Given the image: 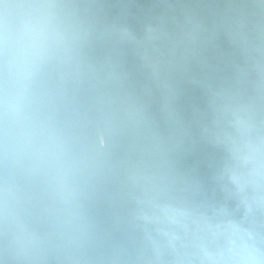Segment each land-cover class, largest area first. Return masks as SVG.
Returning a JSON list of instances; mask_svg holds the SVG:
<instances>
[{
	"label": "water",
	"instance_id": "obj_1",
	"mask_svg": "<svg viewBox=\"0 0 264 264\" xmlns=\"http://www.w3.org/2000/svg\"><path fill=\"white\" fill-rule=\"evenodd\" d=\"M0 264H264V0H0Z\"/></svg>",
	"mask_w": 264,
	"mask_h": 264
},
{
	"label": "clouds",
	"instance_id": "obj_2",
	"mask_svg": "<svg viewBox=\"0 0 264 264\" xmlns=\"http://www.w3.org/2000/svg\"><path fill=\"white\" fill-rule=\"evenodd\" d=\"M4 212H5V209H4L3 205L0 204V218L3 217ZM226 264H227V262H226ZM234 264H261V262L258 259H256L254 256L244 254V252L242 251L239 254V259L237 261H235Z\"/></svg>",
	"mask_w": 264,
	"mask_h": 264
}]
</instances>
